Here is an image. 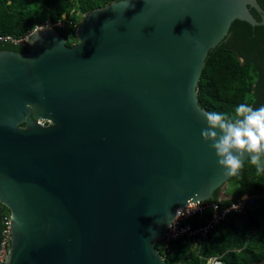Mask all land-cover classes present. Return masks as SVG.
Listing matches in <instances>:
<instances>
[{"label":"water","instance_id":"1","mask_svg":"<svg viewBox=\"0 0 264 264\" xmlns=\"http://www.w3.org/2000/svg\"><path fill=\"white\" fill-rule=\"evenodd\" d=\"M235 19L264 10L116 0L84 14L75 44L45 26L28 51L0 50V264H165L176 210L234 176L202 138L197 83Z\"/></svg>","mask_w":264,"mask_h":264},{"label":"trees","instance_id":"2","mask_svg":"<svg viewBox=\"0 0 264 264\" xmlns=\"http://www.w3.org/2000/svg\"><path fill=\"white\" fill-rule=\"evenodd\" d=\"M111 1L116 0H0V35L19 38L35 24L46 20L54 22L62 14L78 23L82 13ZM257 1L264 10V0ZM250 11L256 20L261 19L254 7ZM75 29L74 26L58 29L67 45L77 40ZM0 50L26 52L28 46L0 41ZM197 92L202 108L229 117L235 115L240 103L253 108L264 106V24L252 25L242 19L232 21L226 36L206 56ZM229 183L236 186L234 193L222 195L224 183L214 190L211 199L229 204L243 194L250 195L244 210L229 213L208 231L206 238L199 236L194 241L181 237L172 241L164 253L165 264H206L210 256H219L223 264L264 262V172H258L247 157ZM2 205L1 232L10 216L9 209ZM209 217L210 211H205L186 222L197 227L204 225Z\"/></svg>","mask_w":264,"mask_h":264},{"label":"clouds","instance_id":"3","mask_svg":"<svg viewBox=\"0 0 264 264\" xmlns=\"http://www.w3.org/2000/svg\"><path fill=\"white\" fill-rule=\"evenodd\" d=\"M84 14L85 13L81 14V18ZM81 18L78 20L79 24ZM54 28L59 33L58 29L60 28ZM44 29L45 26L36 25L28 32H30V34L33 32L34 37H37V34ZM26 41L29 43L35 42L33 38ZM26 41L22 44H26ZM76 41L72 44H75ZM4 42L10 41L5 40ZM82 43L83 41L80 40V44ZM202 114L207 122V128L203 129L201 132L202 138L206 143L210 142V147L214 149L218 157V164L225 169L226 176L236 175L239 169L242 168L245 157L250 158L251 164L256 166L258 172H264V106L253 108L247 103H240L235 108V115L233 117L215 111L202 112ZM192 201V199L188 200V208L190 207L191 210H195L197 207L191 203ZM232 207L233 209L237 208L236 205ZM181 212L182 211L177 212V219L182 216L180 214ZM174 224L175 221H172L169 227H173ZM161 240L162 238L157 241L158 245H156V242L155 246L160 255L164 258V253L167 250L163 251L160 248L159 244Z\"/></svg>","mask_w":264,"mask_h":264},{"label":"built area","instance_id":"4","mask_svg":"<svg viewBox=\"0 0 264 264\" xmlns=\"http://www.w3.org/2000/svg\"><path fill=\"white\" fill-rule=\"evenodd\" d=\"M65 17L58 18L56 21H49L46 20L43 23H37L36 25L41 26H52L56 28H66L67 26H74L77 27L79 24L75 23L73 20H70L66 14H64ZM33 31V30H32ZM30 32L27 34L19 37V38H13L11 35H0V41L8 40L14 44L16 43H23L26 41L27 37L29 36ZM39 123L45 124L46 120H38ZM250 195H243L239 197L236 201L231 202L229 204H219L216 200H199L197 202H191L194 204L197 208L195 210H191V208H188V205L180 207L176 210L175 218L172 221H175V224L173 227H167L162 240L160 241V248L163 251H166L169 248L170 243L173 240H176L177 238L181 237H188L192 240L199 239V236L202 238H206L207 233L210 229L215 227L220 221L225 220L229 213L233 211H243L244 206L246 204V200L251 198ZM233 205H236L237 208L233 209ZM182 211L180 216L177 219V212ZM205 211H210V217L208 218L207 222L204 225L192 227L190 223L186 222L189 218L194 216L195 214H203ZM171 221V223H172ZM174 223V222H173ZM9 218L5 222V228L2 231V239L0 242V262L3 261L8 254L9 246H10V230H9ZM206 264H223L222 260L219 256H210L206 259Z\"/></svg>","mask_w":264,"mask_h":264},{"label":"rangeland","instance_id":"5","mask_svg":"<svg viewBox=\"0 0 264 264\" xmlns=\"http://www.w3.org/2000/svg\"><path fill=\"white\" fill-rule=\"evenodd\" d=\"M235 189H236V186L234 184H232V183L228 184V182H226L225 186L222 187V189H221V193H222V195L231 194V193L235 192ZM258 264H264V262L258 263Z\"/></svg>","mask_w":264,"mask_h":264},{"label":"bare ground","instance_id":"6","mask_svg":"<svg viewBox=\"0 0 264 264\" xmlns=\"http://www.w3.org/2000/svg\"><path fill=\"white\" fill-rule=\"evenodd\" d=\"M62 18H64L65 17V15L64 14H62V16H61Z\"/></svg>","mask_w":264,"mask_h":264},{"label":"flooded vegetation","instance_id":"7","mask_svg":"<svg viewBox=\"0 0 264 264\" xmlns=\"http://www.w3.org/2000/svg\"><path fill=\"white\" fill-rule=\"evenodd\" d=\"M26 44H27V41H26ZM27 46H28V44H27ZM29 47V46H28Z\"/></svg>","mask_w":264,"mask_h":264}]
</instances>
